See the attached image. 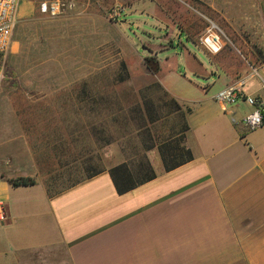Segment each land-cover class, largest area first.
Returning a JSON list of instances; mask_svg holds the SVG:
<instances>
[{"label":"crops","instance_id":"crops-1","mask_svg":"<svg viewBox=\"0 0 264 264\" xmlns=\"http://www.w3.org/2000/svg\"><path fill=\"white\" fill-rule=\"evenodd\" d=\"M222 8L223 32L233 45L255 44L258 65L236 72L209 57L207 68L193 56L189 72L163 70L160 86L142 91L164 113L130 121L124 137L109 121L103 142L102 120L84 108L33 117L30 104L23 122L15 103L0 101V264H264V125L247 131L252 107L216 99L243 82L264 100V0ZM131 140L118 158L119 141ZM121 163L155 176L120 193L111 171ZM21 177L35 183H12Z\"/></svg>","mask_w":264,"mask_h":264},{"label":"rangeland","instance_id":"rangeland-1","mask_svg":"<svg viewBox=\"0 0 264 264\" xmlns=\"http://www.w3.org/2000/svg\"><path fill=\"white\" fill-rule=\"evenodd\" d=\"M51 1L21 0L0 85V101L15 103L18 121L29 117L31 104L33 117H60L69 109L78 116V108H84L87 118L112 121L113 127L112 118L130 111L138 91L154 86L163 70L175 65L189 72L193 56L207 68L211 57L236 72L259 63L255 44L233 45L225 35L222 0H215L214 7L208 0H65L73 7L56 15L42 9ZM212 24L224 44L217 53L199 41ZM125 74L127 80L121 81ZM11 112L8 124L13 126ZM132 143L119 141L117 147L124 150Z\"/></svg>","mask_w":264,"mask_h":264},{"label":"built area","instance_id":"built-area-1","mask_svg":"<svg viewBox=\"0 0 264 264\" xmlns=\"http://www.w3.org/2000/svg\"><path fill=\"white\" fill-rule=\"evenodd\" d=\"M21 0H0V85L5 79V63L9 52L12 49L15 30L19 22V8ZM73 7V4L65 0H53L44 2L42 9L51 14H60ZM199 41L211 53L219 52L223 47L221 33L215 24L208 27L205 34ZM243 82L233 84L221 89L216 99L222 104H236L239 99H244L252 109L244 116L243 123L247 131L255 130L264 125V100L255 95L246 94L241 91ZM5 211L0 201V218H4Z\"/></svg>","mask_w":264,"mask_h":264},{"label":"trees","instance_id":"trees-1","mask_svg":"<svg viewBox=\"0 0 264 264\" xmlns=\"http://www.w3.org/2000/svg\"><path fill=\"white\" fill-rule=\"evenodd\" d=\"M123 67H126V64L123 63ZM129 74H125L124 76H121V81L127 80ZM154 86H160L159 82H156L153 84ZM151 86H148L145 88L147 91L148 88ZM144 90V89H143ZM140 96L142 97V102H144L146 113H144L143 108L140 105V102L136 103L133 107L129 108L130 111H124V113H121V116H115L113 121L116 123V134L118 136V132L125 129L126 133H123L122 135H119L118 137H124L127 134V131L131 128V122H135L133 124L134 126L142 127L144 126L145 118H149L151 122L156 121L159 119L164 112L160 111V109L157 108L156 105L152 103V101H148L145 98V94L140 90ZM107 102V101H106ZM173 104V103H172ZM174 106V105H173ZM164 107V106H160ZM120 112V110H118ZM161 112V113H160ZM114 113V111H113ZM147 114V116H146ZM119 123V124H118ZM109 124L108 122L102 123L101 126V134L103 138V142H109ZM113 137V136H112ZM147 170V167L139 163V167L137 171H131V169L127 166V163H121L116 168H114L111 172L113 175V179L115 182V185L120 193H125L126 191L130 190L131 188L137 186L138 184L151 179L155 176V173H150ZM12 183L14 185H32L35 183V180L32 178H16L12 180Z\"/></svg>","mask_w":264,"mask_h":264}]
</instances>
